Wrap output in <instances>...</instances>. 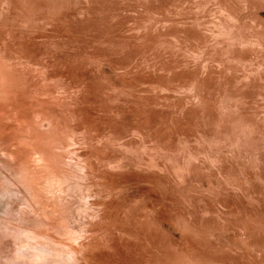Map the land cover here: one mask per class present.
<instances>
[{
  "label": "rangeland",
  "instance_id": "1",
  "mask_svg": "<svg viewBox=\"0 0 264 264\" xmlns=\"http://www.w3.org/2000/svg\"><path fill=\"white\" fill-rule=\"evenodd\" d=\"M0 264H264V0H0Z\"/></svg>",
  "mask_w": 264,
  "mask_h": 264
}]
</instances>
